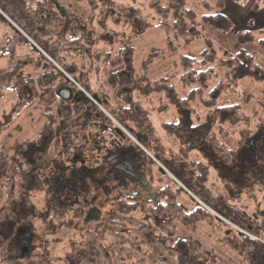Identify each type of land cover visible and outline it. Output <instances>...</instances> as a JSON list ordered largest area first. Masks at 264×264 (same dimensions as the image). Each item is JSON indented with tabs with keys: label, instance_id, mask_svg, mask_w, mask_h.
I'll list each match as a JSON object with an SVG mask.
<instances>
[{
	"label": "trees",
	"instance_id": "16d2710c",
	"mask_svg": "<svg viewBox=\"0 0 264 264\" xmlns=\"http://www.w3.org/2000/svg\"><path fill=\"white\" fill-rule=\"evenodd\" d=\"M78 1L95 5L87 18L76 17L71 12L58 13L48 0H0L2 11L22 31L21 33L13 29V38L4 47H0V54L13 58L19 47L30 46L32 54L38 55L35 68L41 72L38 86L43 90L61 80L60 71L42 57L41 53L29 43L27 37L88 90L91 73L100 69V66L95 67V65L104 62L103 64L112 69V73L106 85L97 82L99 90L106 91L108 87L112 93L114 92L120 113L110 109L108 97H103L102 100L98 94H95L94 98L98 103L106 106L121 128L125 126L134 135L139 134L141 138L149 137L156 148L161 146V142L149 124L146 110L133 97L135 94L139 95L138 93L145 96L166 93L182 114L178 123L164 124L165 130L178 140L180 150L175 153L172 149L160 152L156 149L154 152L168 169L172 168L171 163L181 161L188 163L193 171V174L179 180L180 184L170 179L163 181L164 174L159 172L160 176L154 181V185L159 190L150 201L141 200L139 196L134 195L116 200L115 202H118L114 205V214H119V218H116V221L110 219L109 223H116L119 230L108 231L105 237L97 235L99 242H102L103 254L99 251L100 257L97 262L91 257L83 264H167L168 259L172 264H231L221 261L214 252H210L207 256H199L193 249L190 239L178 236L180 230L196 233L201 224L220 233L218 241L239 257L240 264H264V116L259 117L257 107L252 105L253 102L259 101H254L256 96H263L264 100V69L244 47L247 44H254L264 51V37L257 38L252 31L236 29L232 20L226 15L224 0H217V13H213L205 0H198L209 12L201 19L188 8L187 0H151L150 6L160 18L157 26L166 32L169 51L174 53L182 44L188 45L200 41L205 42L206 45L205 50L198 57L182 56L175 65V75H178L181 86L191 90L187 98L180 99L165 79L152 83L144 76L141 78L143 83L136 82L133 67L135 48L131 45V41L135 40L136 36L123 37V31L113 35V31L110 32L109 28L111 24L119 28L125 27L129 21L121 19L125 15V7L122 3L116 0ZM256 1L264 4V0ZM128 11L130 10H126V13ZM129 23L132 27L131 22ZM250 26H253L252 23ZM207 27L219 31L222 35H232L235 52L227 56H219L213 41L202 32ZM117 48L120 51L113 56ZM160 55L154 53L153 56H149L144 61L143 69L148 68L151 58ZM244 79H248V83L254 86L253 90L242 92L244 103L218 106V101L223 96H242L239 95L238 87ZM69 95L71 100L65 103L78 104L86 121L92 123L91 129H98L99 134H108L110 138L114 137V140H118L115 144L116 150L110 154L115 170L109 168L108 171L111 174L116 173L115 181H121L119 177L129 169L130 171L132 169V174L140 170L143 165H138L136 160H142L141 151L135 144L128 146L123 144L126 137L120 127L113 123L104 124L102 118L108 121L104 113L94 108L92 101L79 90H74ZM58 100L64 104L61 97L58 96ZM198 102L203 104L208 112L203 123L194 126L192 116L195 111L192 105ZM257 104L264 109V101ZM245 106H248L247 111ZM68 113H62L61 116ZM252 125L254 129L251 128ZM247 127L250 128L248 132L250 141L245 146L238 143L231 147L221 141V137L226 139L227 136L239 137L243 133L242 129ZM110 138L108 142L112 145L113 141ZM41 139L39 135L31 144L39 146L38 142ZM25 149L27 150L28 147ZM29 151L31 153V148ZM33 151L38 152L32 149ZM197 157L201 159L198 160ZM30 158L31 161L26 164L27 168L20 172L24 176L34 168L32 156ZM145 161L150 170L157 168L154 161L147 156ZM83 168L76 171L79 176L74 178V183H69L70 181L67 180L61 189H58L57 183V190L54 191L60 196L77 197L78 192L81 194L80 191L91 190L93 187L85 183L90 180L91 172L87 171L86 167ZM99 171L101 173L103 170L99 169ZM181 184L187 187L196 200L184 191ZM217 187L221 188V197L215 191ZM13 193L20 197L27 191L22 184L19 192ZM14 194L13 202L16 200ZM184 198L190 202L191 208L183 203ZM51 203L50 198L47 199L42 211L45 215L42 213L39 218L46 224L54 222L52 221L54 211L52 212L49 206ZM252 204L254 214L250 215ZM128 206L132 207L131 210ZM97 214L98 211H95L91 218ZM122 216L129 221H138L136 230L128 228L127 224L123 226ZM34 219H37L36 216ZM65 219L66 215L58 221L64 224ZM47 234L48 231H44L40 241H48L47 237L52 235ZM114 241L119 245L112 249L111 245ZM72 242L71 239L68 241L69 244H73ZM37 246L29 256L17 259L11 256L7 258L5 247L1 246L2 264H20V262L31 264L30 260L39 256L37 253L39 249L44 251V246ZM86 248H89L88 245ZM45 250L48 252V247ZM61 255L64 257V252H61ZM70 256L72 264H77L85 258L75 249ZM40 264L50 263L47 262V257H42Z\"/></svg>",
	"mask_w": 264,
	"mask_h": 264
},
{
	"label": "rangeland",
	"instance_id": "374dc122",
	"mask_svg": "<svg viewBox=\"0 0 264 264\" xmlns=\"http://www.w3.org/2000/svg\"><path fill=\"white\" fill-rule=\"evenodd\" d=\"M48 1L58 13L71 12L76 17L83 19L89 16L91 8L95 6L86 2L81 3L78 0ZM116 1L120 4L122 3L125 7V15L121 19L129 21H127L125 27L119 28L117 25L111 24L109 28L110 32L113 31V35L123 31V37L136 36V39L131 41V45L135 48L133 67L136 82L143 83L141 78L144 76L152 83L165 79L174 88L176 96L180 99L187 98L191 90L184 89L181 86L178 75H175V65L182 56L198 57L206 48L205 42H194L188 45L181 43L182 45L173 53L168 49L165 30L157 26L160 23V18L150 6L151 0ZM205 1L210 5L213 13L218 12L217 0ZM224 1L226 15L229 14L235 20H232V22L236 29L252 31L257 38L264 37V4L261 1L259 3L256 0L247 2ZM187 5L199 19L209 14L198 0H187ZM126 10L130 11L126 13ZM9 19L0 8V47H4L13 38V29L20 31ZM129 22H131L132 27ZM250 23L253 26H250ZM199 27L203 28L202 25H199ZM20 32L22 33V31ZM202 32L213 41L219 56H227L235 52L234 37L232 35H222L219 31L209 27L204 28ZM24 37L26 38L27 36L24 34ZM26 39L41 53L42 57L49 60L51 65L60 71L61 80L44 90L41 86H38V77L41 73L35 68L38 55L32 54L30 46L19 47L13 58L0 54V246H2V242H5L7 258L10 257L11 252L8 250L9 237L4 241V234L8 235V232L5 233V231L11 230L12 236L18 237L16 236L18 227L21 226L24 227L21 231L27 233L28 237H18V242L22 245L30 242L32 248L37 245V247L44 246V251L39 249L37 252L39 256L30 260L31 264H40L42 257H47V262L50 264H72L70 254H72L73 249L81 254L82 257H85L77 264H83L85 261L90 260L91 257L92 260L94 259L97 262L100 257L99 251L103 254L102 242H99L97 235H104L105 237L106 232L119 230L116 223H109L110 219L116 221V218H119V214H114V205L118 202H115L116 200L126 199L132 195L135 197L139 196L144 201L152 200L159 190L154 185V181L160 176L159 172L164 174L163 181L170 179L179 184V180L186 178V175L193 174L188 163L181 161L171 163L172 168L169 167L168 169L154 152L156 149L158 152L169 149H172L175 153L179 152L180 144L178 140L165 130L164 124L178 123L182 114L175 108L173 101L166 93L148 96L141 93L134 95L133 98L146 110L149 124L161 142V146L156 148L155 143H151L149 137L141 138L139 134L134 135L125 126L121 128L106 106L98 103L94 98L95 94H98L102 100L104 99L103 97H108L110 109L115 110L118 114L120 113L114 92L112 93L108 87H106V91L99 90L100 87L97 83L100 81L106 85V81L112 73V69L108 68V65L103 64L104 62L95 65V67L100 66V69L91 73L88 90L85 85L68 74L60 65H57L48 54L43 53L42 49L31 39H28V37ZM244 47L255 58L256 63L264 69V51L254 44H247ZM119 51L120 49L117 48L113 52V56H116ZM154 53H160L161 55L157 58H151V63L144 70V61L149 56H153ZM248 82V79H244L239 84V95H242L244 90L254 89V86ZM257 86L260 85L257 84ZM74 90H79L92 101L94 108H98L104 113L108 119L107 121L102 118L104 124L113 123L120 127L127 139H125L124 145H137L142 154V160H136L138 165H143L140 170L134 174L131 172L132 169L131 171L129 169L123 172L122 177H119L121 181H115L116 173H108L109 168L112 171L115 170L110 154L111 152L113 154L114 150H116L115 144L118 140H114V137L110 138L108 134H99L98 129H91L90 124L92 123L89 120L86 121L83 116L84 113L78 107V104L68 105L65 103L71 100L69 94ZM58 96L64 100V104L60 103ZM255 99L254 101L259 100L258 102L264 101L263 96H256ZM199 102L192 105L195 111L192 116L194 126L203 123L208 112L203 104ZM242 102L244 103L243 95L240 97L226 95L218 101V106ZM253 103L252 105L257 107L258 116L263 117L264 109L256 102ZM245 108L247 111L248 106H245ZM77 110L81 111L77 112ZM66 112L69 113L61 116L62 113ZM46 114L49 115L47 116ZM93 119L95 121V117ZM251 128L254 129V125ZM242 131L243 133L239 137L227 136L228 139L221 137V141L231 147L238 143L245 146L250 141V135L248 134L250 128H243ZM39 135L42 137L38 142L39 146L34 143L31 144V142L38 139ZM109 138L113 141L112 145L108 142L110 141ZM25 147H28V149L26 150ZM29 148H31L32 154ZM32 148L38 152H32ZM30 156H32L34 161L32 170L34 172L24 176L20 172L27 168L26 164L31 161ZM146 156L154 161L157 166L156 169H149L146 164L147 161H145ZM76 157H79V159L76 160ZM26 159L28 160L25 161ZM197 159L200 160L201 158L197 157ZM81 161L86 162V164ZM83 167H86V170L91 172L90 180L85 183L93 188L80 191L81 194L78 192V198L71 195L72 199L65 202L66 207H62L61 202L66 199L63 200V197L59 198L58 196L56 198L54 192L57 190V183L58 189H61L64 185L63 183H66L67 180L68 182L70 181L69 183H74V178L79 176L76 171ZM99 169L103 171L100 173ZM31 178H35L33 180L35 185L32 187H30L32 184L30 183ZM97 181H103L101 182L102 185L100 182L96 183ZM22 184L27 193L25 194L26 197L21 200L23 204H20V198L13 192H19ZM78 185L79 182L77 183ZM96 185L99 187H96ZM181 186L193 200H196L187 187L182 184ZM9 187L11 190H9ZM215 191L221 197V188L217 187ZM49 192H52V195L56 198L55 201L58 202L54 204V201L49 204L52 212L54 211L52 215L53 224H51L52 222L46 224L39 219L44 214L42 211L46 206L47 199L50 198ZM13 194L16 196V202H13ZM245 202L248 203V201ZM183 203L188 208H191V204L186 198H184ZM201 205L211 211L203 203ZM56 206H59V210L56 209ZM128 207L131 210L132 207ZM96 208L98 214L91 218L93 210ZM253 208L254 205L252 204L249 211L250 215L254 214ZM62 215H66L64 224L58 221L61 220ZM35 216L36 220L34 219ZM121 218L123 219L122 225L127 224L130 229L136 230L139 225L136 220L129 221L125 216ZM25 227H31L32 229ZM44 231H48L52 235L47 237L48 241L46 242L40 241ZM178 236L190 239L193 249L199 256H207L210 252H214L225 263L240 264L239 257L231 253L218 241L220 233L205 224H201L196 233L180 230ZM81 237H84V239H81ZM70 239L73 244L68 243ZM114 243L116 242L114 241ZM114 243L111 245L112 249L119 245V243ZM87 245L89 248H86ZM47 247L48 252L45 250ZM91 250L92 252H88ZM61 252H64V257H62ZM13 254L17 255V257L12 258H19L17 251ZM166 262L167 264H172L170 259ZM2 263L3 261L0 259V264ZM20 264L27 263L20 262Z\"/></svg>",
	"mask_w": 264,
	"mask_h": 264
},
{
	"label": "flooded vegetation",
	"instance_id": "af4514ba",
	"mask_svg": "<svg viewBox=\"0 0 264 264\" xmlns=\"http://www.w3.org/2000/svg\"><path fill=\"white\" fill-rule=\"evenodd\" d=\"M33 149V148H32ZM76 160L77 159H79V157H76L75 158ZM26 160H28V159H26ZM83 164H86V162H84V161H81ZM34 171H32V172H30V173H33ZM35 178H31L30 179V183H32L31 185H30V187H32L33 185H35V184H33V180H34ZM55 193V196H56V198H57V196L60 198V197H63L64 199L63 200H65V201H63V202H61V205H63L62 207H66L65 206V202L66 201H68V200H70V199H72L69 195H59L58 193H56V192H54ZM49 194H50V198H51V201L52 202H54L55 201V199L56 198H54V196L52 195V192H49ZM58 194V195H57ZM24 197H26L25 195L23 196V197H19L20 198V204H23V203H21V200H22V198L24 199ZM76 198H78V197H76ZM15 202H16V200H15ZM58 202H56L55 201V204H57ZM21 206V205H20ZM59 206H56V209L57 210H59V208H58ZM97 210V208L96 209H94L93 210V213L95 212ZM20 212H23V211H20ZM24 215L25 216H27V214H25L24 213ZM19 220V219H18ZM3 225H4V223H3ZM24 229V227H18V233H17V235L16 236H18V237H22V238H27L28 236H27V233H24V232H22L21 231V229ZM25 228H30V229H32L31 227H25ZM4 230H5V225H4ZM8 232V235H6V234H4V237H5V239H4V237H3V239H4V241H6V239H7V237H9V245H8V250H9V252H11V254H10V256L11 257H17V255H14L13 253L14 252H18L19 253V257H26V256H29V254H31L32 252H33V248L31 247V243L30 242H28L29 244H25V245H22L20 242H18V240L17 239H19L18 237H15V236H12V231L10 230V231H5V233H7ZM1 245L3 246V247H5L6 245H5V242H2L1 243ZM1 247V246H0Z\"/></svg>",
	"mask_w": 264,
	"mask_h": 264
},
{
	"label": "crops",
	"instance_id": "0c3cea01",
	"mask_svg": "<svg viewBox=\"0 0 264 264\" xmlns=\"http://www.w3.org/2000/svg\"><path fill=\"white\" fill-rule=\"evenodd\" d=\"M227 14H228V13H227ZM227 16L229 17L230 15L228 14ZM229 18H230L231 20L235 21L234 19H232V17H231V16H230ZM14 202H15V201H14Z\"/></svg>",
	"mask_w": 264,
	"mask_h": 264
},
{
	"label": "water",
	"instance_id": "95a60500",
	"mask_svg": "<svg viewBox=\"0 0 264 264\" xmlns=\"http://www.w3.org/2000/svg\"><path fill=\"white\" fill-rule=\"evenodd\" d=\"M10 21H11V19H9ZM11 23L13 24V25H15L12 21H11ZM16 26V25H15ZM17 28V27H16ZM18 29V28H17Z\"/></svg>",
	"mask_w": 264,
	"mask_h": 264
}]
</instances>
